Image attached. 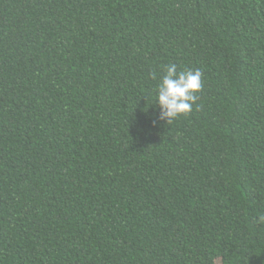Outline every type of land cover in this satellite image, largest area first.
<instances>
[{
	"label": "trees",
	"instance_id": "1",
	"mask_svg": "<svg viewBox=\"0 0 264 264\" xmlns=\"http://www.w3.org/2000/svg\"><path fill=\"white\" fill-rule=\"evenodd\" d=\"M261 214L264 0H0V264H264Z\"/></svg>",
	"mask_w": 264,
	"mask_h": 264
},
{
	"label": "clouds",
	"instance_id": "2",
	"mask_svg": "<svg viewBox=\"0 0 264 264\" xmlns=\"http://www.w3.org/2000/svg\"><path fill=\"white\" fill-rule=\"evenodd\" d=\"M155 75L153 79H155ZM202 87V71L200 69H184L177 71L175 63L163 66V75L155 88V104L159 109V120L171 123L182 114L193 110L199 99ZM258 223H264V214L256 217Z\"/></svg>",
	"mask_w": 264,
	"mask_h": 264
}]
</instances>
